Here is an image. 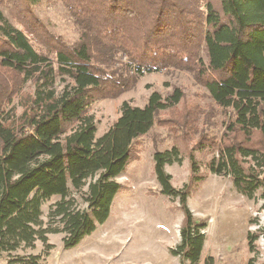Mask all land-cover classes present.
<instances>
[{
    "label": "trees",
    "instance_id": "16d2710c",
    "mask_svg": "<svg viewBox=\"0 0 264 264\" xmlns=\"http://www.w3.org/2000/svg\"><path fill=\"white\" fill-rule=\"evenodd\" d=\"M72 18L73 41L50 31L34 12L40 0H0V256L7 264H41L62 234L77 246L110 216L123 175L138 158L139 138L157 124L174 142L197 133L198 109L177 110L181 89L153 91L142 107L123 101L119 115L96 137L89 115L100 100L116 99L139 77L170 68L185 71L223 112L218 137L199 132L197 146L216 153L210 173L230 178L247 199L261 194L264 210V0H60ZM61 80L60 90L57 83ZM31 92H23L25 84ZM22 112H9L15 96ZM170 111L167 118L159 113ZM182 132V133H180ZM159 195L177 199L183 218L179 242L169 249L180 264H199L205 221L187 206L202 180L192 153L191 177L176 189L165 166L181 161L174 144L154 150ZM52 197L45 223L41 206ZM76 198L85 204L76 206ZM264 241V223L247 233V247ZM43 253L13 256L20 248ZM203 264H215L206 256ZM246 264H256L250 257Z\"/></svg>",
    "mask_w": 264,
    "mask_h": 264
},
{
    "label": "rangeland",
    "instance_id": "374dc122",
    "mask_svg": "<svg viewBox=\"0 0 264 264\" xmlns=\"http://www.w3.org/2000/svg\"><path fill=\"white\" fill-rule=\"evenodd\" d=\"M50 31L73 41L76 33L72 18L60 0H40L33 8ZM0 11L12 24L6 9ZM63 86L57 83L58 90ZM174 88L182 91L183 99L176 107L184 110L198 109L197 133L174 142L168 130L157 124L148 134L138 139L135 149L138 158L130 162L127 171L116 178L123 190L116 194L109 218L89 236L72 249L62 247V234H48L47 240L54 248L41 264H180L169 249L179 242V228L182 212L177 199L159 195V185L153 172L152 154L154 150L164 151L176 145L181 161L165 166L176 189L188 184L191 177L189 155L192 153L202 180L191 190L187 206L197 220L205 221V248L199 264L205 256H213L215 264H246L254 256L256 264H264V241L259 238L256 253H249L247 233H255L264 223L263 200L257 193L253 199L239 194L227 176L210 173L207 164L216 156L208 147L197 146L199 132L218 137L224 131V116L211 101L207 91L195 82L191 74L170 68L164 72L144 74L135 86L116 99L97 101L89 111L95 122V136H101L119 115L121 102L129 101L142 107L149 95L159 92L168 96ZM29 83L23 92H31ZM18 95L7 106L9 112H22L18 105ZM171 112L159 113L157 118L170 117ZM182 133V132H180ZM59 197H52L41 206L42 220L48 221L47 214ZM76 206L84 208L81 199L76 198ZM43 253V245L37 241L35 248H20L13 256L36 255ZM8 254L0 256V264H7Z\"/></svg>",
    "mask_w": 264,
    "mask_h": 264
},
{
    "label": "crops",
    "instance_id": "0c3cea01",
    "mask_svg": "<svg viewBox=\"0 0 264 264\" xmlns=\"http://www.w3.org/2000/svg\"><path fill=\"white\" fill-rule=\"evenodd\" d=\"M204 243H205V241H204ZM204 248H205V245H204V247H203V251H204ZM203 251H202V253H203ZM202 256V255H201ZM206 257V256H205ZM205 257H204V259H205ZM6 264V263H5Z\"/></svg>",
    "mask_w": 264,
    "mask_h": 264
}]
</instances>
